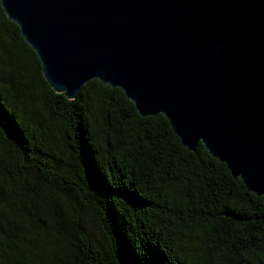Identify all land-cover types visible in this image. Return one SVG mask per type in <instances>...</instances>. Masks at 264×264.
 Returning a JSON list of instances; mask_svg holds the SVG:
<instances>
[{"label":"trees","instance_id":"trees-1","mask_svg":"<svg viewBox=\"0 0 264 264\" xmlns=\"http://www.w3.org/2000/svg\"><path fill=\"white\" fill-rule=\"evenodd\" d=\"M264 73V0H190ZM0 264H264V195L99 79L57 92L0 1Z\"/></svg>","mask_w":264,"mask_h":264},{"label":"water","instance_id":"water-1","mask_svg":"<svg viewBox=\"0 0 264 264\" xmlns=\"http://www.w3.org/2000/svg\"><path fill=\"white\" fill-rule=\"evenodd\" d=\"M45 78L75 99L90 80L164 114L264 195V73L190 0H0Z\"/></svg>","mask_w":264,"mask_h":264}]
</instances>
